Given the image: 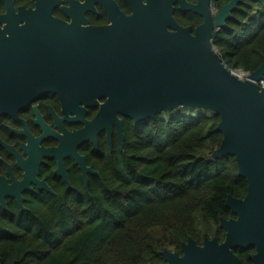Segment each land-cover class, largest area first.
<instances>
[{"label": "water", "instance_id": "1", "mask_svg": "<svg viewBox=\"0 0 264 264\" xmlns=\"http://www.w3.org/2000/svg\"><path fill=\"white\" fill-rule=\"evenodd\" d=\"M144 1L126 0L132 15L119 14L101 29L65 25L51 17L48 5L19 8L18 19L26 24L0 31V116L15 118L48 92H58L64 105L81 112L104 98L87 124L97 132L119 125L118 114L134 125L179 108L218 115L216 131L223 138L212 157L234 159L246 195L226 199L234 218L220 220L222 243L205 238L199 246L188 239L181 256L164 250L161 257L165 264H243L234 251L252 248L250 263L264 264V63L242 79L239 70L225 67L212 44L243 0H230L216 13L210 0L195 6ZM176 3L202 17L193 33L175 22ZM14 11L8 4V13ZM69 136L82 142L86 129ZM71 154L76 158L75 150ZM42 156H56L62 166L64 145Z\"/></svg>", "mask_w": 264, "mask_h": 264}, {"label": "trees", "instance_id": "2", "mask_svg": "<svg viewBox=\"0 0 264 264\" xmlns=\"http://www.w3.org/2000/svg\"><path fill=\"white\" fill-rule=\"evenodd\" d=\"M230 0H213L216 9ZM212 44L229 70L250 74L264 63V0H243ZM125 125V155L92 194L51 204L37 221L0 236L3 264H165L192 239L224 240L221 219L234 218L228 196L243 199L246 181L232 157L213 159L220 118L179 108ZM2 228L8 229L7 226ZM243 264L254 249L235 250Z\"/></svg>", "mask_w": 264, "mask_h": 264}, {"label": "flooded vegetation", "instance_id": "3", "mask_svg": "<svg viewBox=\"0 0 264 264\" xmlns=\"http://www.w3.org/2000/svg\"><path fill=\"white\" fill-rule=\"evenodd\" d=\"M183 1L186 6L197 4V0ZM210 2L214 5L213 0ZM8 4L14 12L8 13ZM37 5L51 6L53 19L75 28H106L119 14L132 15L126 0H0V31L16 24L24 26L26 22L18 19V9L35 10ZM173 8L179 27L190 28L193 33L202 24V17L180 10L179 3ZM217 10L214 6L213 13ZM104 102V98L97 99L81 112L64 105L58 92H48L15 118L0 116V236L12 234L10 226L35 223L38 212L48 210L51 204H73L77 198L89 196L99 180L122 161L125 125L130 121L118 114L119 125L98 132L87 125ZM85 129L86 140L82 142L69 136ZM60 137L65 138L63 143ZM61 144L65 152L62 166L56 156H42L45 150L58 149ZM73 149L76 158L71 154Z\"/></svg>", "mask_w": 264, "mask_h": 264}, {"label": "built area", "instance_id": "4", "mask_svg": "<svg viewBox=\"0 0 264 264\" xmlns=\"http://www.w3.org/2000/svg\"><path fill=\"white\" fill-rule=\"evenodd\" d=\"M248 75H249V74L242 73V74H241V78H242V79H245ZM259 86H260V88H264V80L261 81V82H259Z\"/></svg>", "mask_w": 264, "mask_h": 264}, {"label": "rangeland", "instance_id": "5", "mask_svg": "<svg viewBox=\"0 0 264 264\" xmlns=\"http://www.w3.org/2000/svg\"><path fill=\"white\" fill-rule=\"evenodd\" d=\"M176 111H179V110H176ZM166 114H169V113H166ZM202 114H204V115H209L210 113H209V112H204V113H202ZM161 117H162V118H166V115L161 114ZM170 252H171V251H170Z\"/></svg>", "mask_w": 264, "mask_h": 264}]
</instances>
